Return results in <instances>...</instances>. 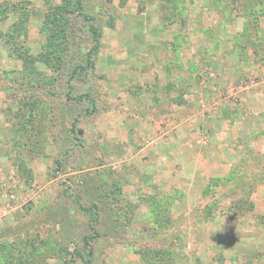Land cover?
I'll return each instance as SVG.
<instances>
[{
    "label": "rangeland",
    "instance_id": "rangeland-1",
    "mask_svg": "<svg viewBox=\"0 0 264 264\" xmlns=\"http://www.w3.org/2000/svg\"><path fill=\"white\" fill-rule=\"evenodd\" d=\"M0 264H264V0H0Z\"/></svg>",
    "mask_w": 264,
    "mask_h": 264
},
{
    "label": "trees",
    "instance_id": "trees-1",
    "mask_svg": "<svg viewBox=\"0 0 264 264\" xmlns=\"http://www.w3.org/2000/svg\"><path fill=\"white\" fill-rule=\"evenodd\" d=\"M82 1L83 0H79V5L80 6L82 5ZM83 17H84L85 21L88 23V29H89V31L91 33V36H92L93 47L88 52V61H87V63L90 64L89 66L92 65L91 68H93L94 64L91 62V59H92L93 55H95L96 52L99 50L100 41H101V37H102V32L93 24V21H92L91 18H89L86 15H84ZM75 73H77V70H76Z\"/></svg>",
    "mask_w": 264,
    "mask_h": 264
}]
</instances>
